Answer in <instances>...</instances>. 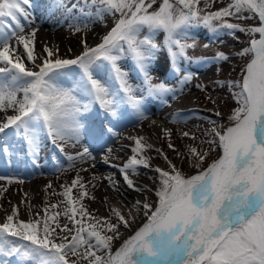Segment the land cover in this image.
I'll list each match as a JSON object with an SVG mask.
<instances>
[{
  "label": "snow or ice",
  "instance_id": "obj_1",
  "mask_svg": "<svg viewBox=\"0 0 264 264\" xmlns=\"http://www.w3.org/2000/svg\"><path fill=\"white\" fill-rule=\"evenodd\" d=\"M216 2L203 0L201 8L202 0H72L69 7L64 0H50V7L64 8L56 27L66 25L70 34L81 35L79 54L71 55L69 47V54L61 56L58 47L48 44L36 50L38 28L25 31L34 22L33 0H0V155L9 163L13 157L23 162L26 156L38 168L42 140L58 154L72 143L82 150L69 160L92 161L90 169H95L99 156L119 172L126 190L154 191L157 198L134 200L124 205L126 212L110 207L109 216H97L83 203L85 198L96 199L88 185L96 188L93 181L106 180L112 191L121 190L115 173L103 177L93 172L88 182L77 173L58 193L64 199L46 203L40 219L33 217L31 205L27 219L21 218L19 206L9 212L0 205L5 213L0 222V264H10L13 258L17 264H264V0H230L210 11ZM106 16L112 18V26L99 43L89 45L84 37L90 26L107 27ZM231 18L258 23L243 27ZM194 29H206L212 39L221 32L234 39L237 32L246 33L249 45L236 55L249 59L240 80L213 82L222 89H237L229 93L236 106L228 123L209 117L212 127L197 129L203 139L197 132L183 131L182 137L194 142L185 145L184 152L168 143L181 160H188L191 171L185 172L145 136H122L120 129L133 118L149 119L153 100L183 93L198 73L182 68L181 61L190 65L230 59L220 51L211 59L194 61L188 55L197 47ZM158 33L164 34L170 71L156 82L154 73L164 71V61L157 58L161 45L154 41ZM169 77L176 81L174 86ZM208 99L215 106L214 115L221 117L217 101L211 95ZM184 115L176 113L173 122H186ZM161 133L171 140V129L162 128ZM120 140L132 142L127 146L131 155L122 164H112L121 159L118 153L125 146L113 147ZM212 146L221 148L222 155L205 167L209 151L215 150ZM151 151L162 156L167 168L152 164ZM142 170L156 174L149 177L158 181L155 189L138 182ZM0 180L24 182L8 176ZM7 190L0 189V197ZM102 200L107 203L108 197ZM60 204L62 211L48 213V207ZM60 216L73 227L61 226ZM137 216L142 217L139 224ZM121 227L131 235L114 247V241L121 240Z\"/></svg>",
  "mask_w": 264,
  "mask_h": 264
},
{
  "label": "rangeland",
  "instance_id": "obj_2",
  "mask_svg": "<svg viewBox=\"0 0 264 264\" xmlns=\"http://www.w3.org/2000/svg\"><path fill=\"white\" fill-rule=\"evenodd\" d=\"M64 2L67 3L68 6L70 7L72 0H64ZM229 2L230 0H217V2L213 4L209 10L214 11L216 9L226 6ZM200 7L201 8L204 7L203 0ZM60 9L61 10L58 14L59 15L58 19L61 18V14L64 11L63 7H61ZM245 15H247V13H245ZM117 18H118V14H117ZM105 21L107 23V27H104L101 24L90 26L89 31L84 38L88 40L91 32L94 31V29L97 27L100 28L105 35L106 32L109 30V28L112 26L113 20L110 16H106ZM231 22L238 23L243 27H248L258 23V21L254 19L237 20L235 18H231ZM56 32L58 33L59 37H61L64 40L63 44L60 41L61 43L55 46L59 48L61 56L67 54L69 47H71L72 49L73 44L77 47L81 46L79 43L81 39V35L70 34V32L66 28V25L64 27H59ZM143 34L146 33H142V35ZM192 35L196 39L197 47L195 49H190L188 55L192 57L194 61L199 58L211 59L212 57H214V55L217 52L220 51L227 53L230 59L226 63L217 62L214 64L213 63L200 64L193 62L190 65L186 64L184 61H181L180 66L182 68L187 67L190 70L197 72L198 75L194 76L191 82L184 87V91L181 95L173 98L169 94L167 96H164L160 100H153L149 104L150 110L148 112V116L154 115L159 117L164 123V128H168L172 130L171 140L169 141L167 138H162V136L158 137L156 134H154L147 125L148 119L143 121H136L135 118H133V121L127 122L125 126L126 128H128V130L146 131L149 134H151L158 142L157 145H155V147L158 149H162L163 153L167 154L168 158L172 160V162L175 163L178 167H181L185 172L191 171L188 160L186 158L181 160V158L178 157L173 150L168 148V143L169 142L173 143L177 149H179L181 152H184L186 150L184 146L187 144H193L194 142L191 139L182 137L181 133L183 131L197 132V135L201 139H203L204 138L203 134L201 132H198L197 129L212 127V125L207 122L209 117L211 119H216L220 124L228 123L226 118L230 114V110L236 106L235 100L232 98V96L229 93L232 91H237V89H232V88L222 89L217 87V85L213 82L241 79L242 69L249 58L246 56H238L236 54L240 52L243 48L247 47L249 45V40H250V37L246 33H242V32L236 33V37H238V39H234L231 35H224L223 32L219 34L218 39H212V34L209 33L206 29H194ZM163 40H164L163 33H158L154 37L155 43L161 45V51L157 53V58L161 61H164V66L166 68V72L168 73L170 71V68L167 64L166 50L163 49ZM99 42L100 41H95L93 44H91V46H94ZM188 42L191 43L192 41L189 40ZM205 44H209V47L205 48L204 47ZM80 51L81 48L71 52L70 54L74 56L79 54ZM128 63L131 62L128 61L127 63H125V67H127ZM167 73H164V71L155 72L154 75L157 78L156 82H159L160 80H164ZM181 75H183V73H181ZM133 82L135 83L136 81ZM168 83L174 86L176 84V81L171 79V77H169ZM197 84L205 86L207 90L202 91L201 89L196 87ZM209 95H211L212 98L217 101V104L219 105V108L222 113L221 117H216L214 115L213 109L215 108V106L208 99ZM184 97L189 98L190 100L189 106L186 105L187 103L183 101ZM171 101H173V103H171ZM180 110H183V112ZM191 110H195V112L191 113ZM178 112L185 114L183 119L186 120V122H173V117ZM93 119H95V117H93ZM121 130L122 129H120V132ZM120 142H126V140H120L117 143ZM149 142L151 141L149 140ZM196 143H198V141ZM115 144H113V147H115ZM202 147L205 150H208L209 148V146L206 144L202 145ZM212 147L215 148V150L209 151V155L204 162L205 167L207 166V164L211 163L213 156L221 149L215 146ZM81 150L82 149L79 147V145L74 146L72 143H69L64 145L63 153L58 154L56 150L53 148V145L49 143L46 139H44L41 141L40 144V150H39L40 166L38 168H33L31 163L28 162V158L26 156L23 158V162L20 160H16L13 157L11 163H9L4 155H0V176L17 177L18 179H22L24 181L23 183H18L16 182V180H14L11 184H8L7 180H0V189L7 186L8 188L7 191L14 189L17 195L20 196L21 194L24 193L25 188L28 187L30 184L35 183L36 185H39L42 189L41 200L40 203L36 204L32 209V215L34 218L40 219L44 216V207L46 206V203L47 205H51V204H57L60 201H62L64 198L61 195H58V193L63 191V186L71 184L72 180L77 175L78 169H84L90 166V164L92 163V161L83 162L79 159H72V160L68 159V157L70 156L75 157L77 152ZM130 155L131 152L125 151L124 155L121 156L123 158L122 162L113 160L111 161V163L122 164L125 162L124 158ZM149 155L153 157L152 160L153 165H157L161 168H167V165L164 159L162 158V156H158L155 151H151ZM96 159H100V157L97 156ZM156 159L162 160V166L156 164L155 161ZM90 170L92 172L97 173L98 176H103L106 174L98 168L90 169ZM83 172L87 174L85 178V182L89 181L91 178V174L89 173V171H83ZM113 173H115L116 179L119 180L117 177L118 176L117 170L111 168L108 171V175H111ZM142 175L148 176L149 178V177H154L156 174L150 170H142L140 176ZM150 180L152 182V185H150V187L152 189H155V187L158 184V181H154L153 179ZM49 183L52 185V188H46V185H48ZM103 186H105V184H103ZM77 191L78 188L73 189L74 195L77 193ZM53 193H57V194H53ZM156 199L157 198L154 195V198L151 200V202H154ZM83 203L86 205L88 211L94 212L91 208L92 201L84 199ZM113 203H114L113 205L116 208L127 210V208L124 207V205L122 206L116 201ZM63 207H64L63 204H60L59 207L56 209H52L51 207H48V213L52 214L57 211H62ZM36 213H39L40 215L36 216ZM94 214L97 215L95 212ZM109 215L110 213L105 214L102 217ZM133 215H136V213L134 212ZM58 221L61 224V226L65 223H68V226L70 228L73 227V224L63 216L58 217ZM54 226L55 225H53V227ZM57 231H59V229H57ZM120 232L122 233L121 237L125 236L127 233L126 230L122 228L120 229ZM119 242L121 241L120 240L114 241V247H116L119 244Z\"/></svg>",
  "mask_w": 264,
  "mask_h": 264
},
{
  "label": "bare ground",
  "instance_id": "obj_3",
  "mask_svg": "<svg viewBox=\"0 0 264 264\" xmlns=\"http://www.w3.org/2000/svg\"><path fill=\"white\" fill-rule=\"evenodd\" d=\"M33 5H34L33 11L35 13L34 22L31 24L30 27H26L25 31L26 32L30 31L31 28L39 29V32H37V35H36V45H35L36 50L38 52L42 51L44 44H48L51 47H55L57 44H60L61 42L63 44L64 40L61 37H59L58 33L56 32L57 29L59 28V27L58 28L56 27V21L58 20V17H59L58 14L61 10L60 9L61 7H55V8L50 7V0H33ZM103 35L104 33L100 28L98 27L95 28L94 31L91 32L89 39L87 40L88 44L91 45L95 41H100ZM80 48L81 46L77 47L73 44L72 52ZM164 73H167L165 66H164ZM183 101L187 103L186 105L188 106L190 105L189 98L184 97ZM171 103H173V101H171ZM218 110L221 111L220 108ZM86 115H89V114H86ZM153 120L156 121L155 125L152 124ZM147 125L149 126L150 130L154 134H156L158 137L162 136L161 129L164 128V123L160 118L154 115H150L149 119L147 120ZM121 132H122L121 134L122 136L143 135L146 138H148L151 141V143L154 144V146L157 145L158 143L155 140V138L146 131L128 130V128L123 127ZM131 143H132L131 141L126 140V142H120V143L115 144V148H120L121 145L125 146L118 154L120 156L124 155V152L128 151L127 146L130 145ZM220 155H222V149H220V151L217 152L213 156L212 160L218 158ZM117 161L122 162L123 158L121 157V159ZM155 161H156V164L162 166L161 159H156ZM95 163H96V168L106 173L105 175H103V177L108 176V171L112 167H110L107 164H103L100 159H96ZM84 169H89L88 171L91 174V178L89 181H91L93 172L90 170V166ZM77 173L82 175L85 180L87 174L81 171V169H78ZM117 173H118L117 177L120 180V174L118 171ZM95 174L98 176L97 173ZM138 182L141 184L147 185L148 188L152 189L150 187V185H152V182L148 178V176H145V175L140 176ZM93 183H96L97 187L92 188L91 184H89L88 190L92 195L96 197V199H90V198H85V199L92 201V204H91L92 210L98 216H101V217L105 214L110 213V207H115L113 205L114 204L113 202L115 201L123 206V205L130 204L134 200H144L145 198H147V200L151 202V200L154 198L153 191H149L145 193H137V192H133L130 190H126L124 186V182L122 180H120V190H121L120 194L112 191V189L109 188L106 180L93 181ZM103 184H105V186H103ZM25 193H27V197H25ZM41 194H42L41 187L33 183V184H30L28 187H26L24 190V193L21 194L20 196L17 195L14 189L4 192L3 196L0 197V205H2L3 208L8 209L9 212L11 211L12 206H19L21 217L26 219L28 218V214H29V205H31L33 209L36 204H39L41 200ZM105 196L108 197L107 203L103 202L102 200V198ZM121 210L125 212L127 211L126 209H121ZM4 216H5V213L3 211H0V222H3ZM141 220H142V217L137 216V224L141 223ZM121 228L124 229L123 227ZM134 228L135 226H133V230ZM126 232H127L126 235L121 237V240H120L121 242L124 238L131 235V231L126 230ZM121 242H119V244ZM119 244L116 247H118ZM10 264H17L16 259L13 258Z\"/></svg>",
  "mask_w": 264,
  "mask_h": 264
}]
</instances>
